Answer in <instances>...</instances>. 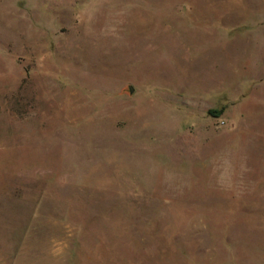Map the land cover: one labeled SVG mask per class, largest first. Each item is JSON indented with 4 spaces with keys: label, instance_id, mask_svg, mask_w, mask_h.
Masks as SVG:
<instances>
[{
    "label": "rangeland",
    "instance_id": "374dc122",
    "mask_svg": "<svg viewBox=\"0 0 264 264\" xmlns=\"http://www.w3.org/2000/svg\"><path fill=\"white\" fill-rule=\"evenodd\" d=\"M0 264H264V0H0Z\"/></svg>",
    "mask_w": 264,
    "mask_h": 264
},
{
    "label": "trees",
    "instance_id": "16d2710c",
    "mask_svg": "<svg viewBox=\"0 0 264 264\" xmlns=\"http://www.w3.org/2000/svg\"><path fill=\"white\" fill-rule=\"evenodd\" d=\"M212 112H216V110H213Z\"/></svg>",
    "mask_w": 264,
    "mask_h": 264
}]
</instances>
